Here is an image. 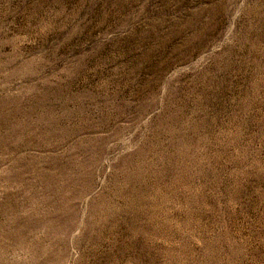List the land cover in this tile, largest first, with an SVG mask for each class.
<instances>
[{
	"label": "rangeland",
	"instance_id": "obj_1",
	"mask_svg": "<svg viewBox=\"0 0 264 264\" xmlns=\"http://www.w3.org/2000/svg\"><path fill=\"white\" fill-rule=\"evenodd\" d=\"M0 264H264V0H0Z\"/></svg>",
	"mask_w": 264,
	"mask_h": 264
}]
</instances>
